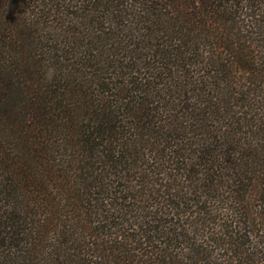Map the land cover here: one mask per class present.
I'll use <instances>...</instances> for the list:
<instances>
[{
    "label": "trees",
    "instance_id": "trees-1",
    "mask_svg": "<svg viewBox=\"0 0 264 264\" xmlns=\"http://www.w3.org/2000/svg\"><path fill=\"white\" fill-rule=\"evenodd\" d=\"M0 264H264V0H0Z\"/></svg>",
    "mask_w": 264,
    "mask_h": 264
}]
</instances>
